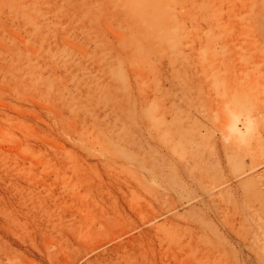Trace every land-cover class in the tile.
I'll return each instance as SVG.
<instances>
[{
    "label": "rangeland",
    "instance_id": "374dc122",
    "mask_svg": "<svg viewBox=\"0 0 264 264\" xmlns=\"http://www.w3.org/2000/svg\"><path fill=\"white\" fill-rule=\"evenodd\" d=\"M0 248L264 264V0H0Z\"/></svg>",
    "mask_w": 264,
    "mask_h": 264
},
{
    "label": "bare ground",
    "instance_id": "6f19581e",
    "mask_svg": "<svg viewBox=\"0 0 264 264\" xmlns=\"http://www.w3.org/2000/svg\"><path fill=\"white\" fill-rule=\"evenodd\" d=\"M250 125H251V122H250L249 120H248V122L246 121L245 126H246L248 129L250 128ZM231 127L233 128V130L235 129L237 132L241 133V129L238 128V127L236 126V124L232 125ZM2 249H4V248H0V251H1ZM5 249H6V248H5ZM7 249H8V248H7ZM9 250H10V249H9ZM3 251H4V250H3ZM15 251H16V250H15ZM9 252H11V251H9ZM9 252H7V253H9ZM18 252H19V251H18ZM5 253H6V251H5ZM7 253H6V254H7ZM15 253H16V254H15ZM15 253H14V255H16V257L13 255V258H15L16 260H18V259H19V258L17 257V254H18V253H17V252H15ZM20 253H21V252H19V254H20ZM4 255H5V254H4ZM10 255H12V254H10ZM6 256L8 257V258H7V260H8V259H9V256H8V255H6ZM11 257H12V256H11ZM11 259H12V258H11ZM11 259L8 260V261H9L8 263H10V260H11ZM15 259H14V260L12 259V262L15 261ZM19 260H20V259H19ZM4 262H5V261H4ZM12 262H11V263H12ZM18 262H19V261H18ZM26 262H27V260H26ZM2 263H3V262H2ZM14 263L17 264L16 262H14ZM21 263H24V262L21 260ZM21 263H20V264H21ZM5 264H7V263H5Z\"/></svg>",
    "mask_w": 264,
    "mask_h": 264
}]
</instances>
